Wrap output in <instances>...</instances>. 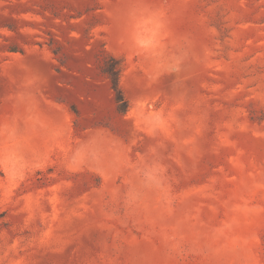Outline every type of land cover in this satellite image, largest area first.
<instances>
[{
  "label": "rangeland",
  "instance_id": "obj_1",
  "mask_svg": "<svg viewBox=\"0 0 264 264\" xmlns=\"http://www.w3.org/2000/svg\"><path fill=\"white\" fill-rule=\"evenodd\" d=\"M0 264H264V0H0Z\"/></svg>",
  "mask_w": 264,
  "mask_h": 264
},
{
  "label": "trees",
  "instance_id": "obj_2",
  "mask_svg": "<svg viewBox=\"0 0 264 264\" xmlns=\"http://www.w3.org/2000/svg\"><path fill=\"white\" fill-rule=\"evenodd\" d=\"M103 72L107 75L111 89L115 94V103L117 105V110L120 114H125L128 111L129 103L125 98L122 89L120 87V69L119 63L111 59L104 66Z\"/></svg>",
  "mask_w": 264,
  "mask_h": 264
}]
</instances>
